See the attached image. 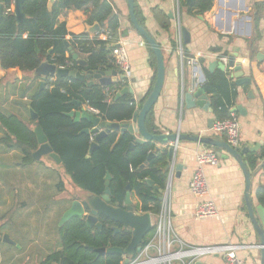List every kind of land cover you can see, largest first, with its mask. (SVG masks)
I'll return each mask as SVG.
<instances>
[{"label": "crops", "instance_id": "crops-1", "mask_svg": "<svg viewBox=\"0 0 264 264\" xmlns=\"http://www.w3.org/2000/svg\"><path fill=\"white\" fill-rule=\"evenodd\" d=\"M107 1L113 5L115 13L118 14L119 34L125 32L117 42L113 43V46L120 43L127 50L130 59L131 70L128 79L125 82L119 81L122 87L130 84L134 91L131 96L139 107L155 81L150 49L131 22L127 0ZM186 1L135 0L142 24L161 45L166 66L164 86L151 113V124L155 129L151 132L161 134L180 131L227 141L224 134L211 129L210 119H213V123L218 119L214 111H206L200 107L187 108L183 89L194 82L204 88L203 85L207 79L206 71H228V78L234 85L221 84L218 89L219 97L223 102L231 105V114L235 113L239 116L240 147H253L260 143V148L256 151L260 153L264 147V60L259 61L257 55L260 52L264 53V4L262 1L257 3L254 0H214L212 9L201 15L190 12ZM160 13L169 17L171 24L169 30L162 28L159 20ZM62 20L66 21L68 31L76 34L86 31L88 25L84 13L80 10L70 11ZM180 25L186 26L190 31V42L183 43ZM172 39H176L179 44L176 50L172 47ZM225 53H228V56L236 53V60L243 64L244 76L252 77L251 83L236 84L233 67L222 62L223 57L228 58ZM182 55L184 60L195 58L197 64L193 66L185 62L182 65ZM249 61L252 62V68L249 67ZM212 62L218 64L210 70ZM110 69L119 70L117 66ZM9 78L17 79L18 82L15 83ZM3 79H8L6 81L8 83H2ZM39 82L40 78L35 79L29 72H22L19 69L6 71L0 66V111L13 112L34 128L35 125L30 122L31 116L26 103L29 101L27 95L36 87H40ZM107 89L114 90L109 87H106ZM23 91L26 96H21ZM234 92H237L236 99L233 97ZM206 94L213 108L212 94L207 92ZM237 105L243 106L246 115L233 110ZM83 106H85L84 103ZM72 109L78 108L73 106ZM135 133L137 137H141L137 130ZM2 135L3 132L0 130V137ZM153 143L160 147L161 151L168 149L167 146ZM206 151L216 153L221 151L227 155V158L219 157L218 165L204 164L210 187V198L217 204L219 215L198 218L195 211L199 199L190 191L189 182L198 167V154ZM246 155L244 160L254 175L252 197L257 215V207L261 204L256 198V190L261 186L264 187V170L262 169L264 158L259 159L255 169H251ZM22 156L19 149H7L5 143L0 142V184L14 194L13 199L8 201L11 209L14 205V214L16 212L22 214L24 203L21 202L20 205L18 198L22 196V192H25V195L28 192L29 196L25 197V210L29 207L37 208V218H35L36 215L24 217V215L16 214L9 222L14 214L9 215L10 219H5L7 207H0V222L4 226L10 223L13 225L15 229L13 233L17 234L10 231L6 233L20 246L5 243L3 253L5 263L8 264H16L20 258L19 254L10 252L12 250L10 247L16 248L19 252L22 251V264H38L45 255L60 246L59 234H50L46 230V225L55 215H59L60 220L72 201L81 199L88 191L75 185L72 191H75L77 195L69 196L66 177L62 175L66 172L60 164L45 155L40 160L24 166L21 164ZM174 158L176 163L182 165L180 175L177 176L174 173L171 182L173 227L176 233L187 244L194 246L227 242L250 245L238 251L243 264H262L260 239L245 201L246 178L238 161L224 149L191 140L178 142ZM61 181L64 187L60 191L58 187ZM17 193L20 194L19 197ZM132 198L136 207L139 208L142 202L135 192H132ZM2 260L3 257L0 255V264ZM199 260L206 264H224L223 258L219 255H207Z\"/></svg>", "mask_w": 264, "mask_h": 264}, {"label": "trees", "instance_id": "trees-1", "mask_svg": "<svg viewBox=\"0 0 264 264\" xmlns=\"http://www.w3.org/2000/svg\"><path fill=\"white\" fill-rule=\"evenodd\" d=\"M15 0H1L4 5V16L0 20V66L3 70L19 69L29 72L36 69L42 61L48 60L57 65L64 64L72 56L65 44L70 43L75 53L86 60L92 70L116 67L112 55L113 43L125 32L119 34L120 22L114 7L107 0H55L50 6V0H25L23 4L25 18L18 23L14 11L6 12ZM263 2V3H262ZM257 2L264 4V1ZM214 0H194L189 11L203 15L212 9ZM72 10H80L86 17L88 25L99 23L101 29L96 32L71 33L66 21L62 20ZM137 17L142 24V18L136 6ZM160 24L163 29H170L169 17L160 13ZM143 25V24H142ZM173 49H177L176 39L171 40ZM152 66L156 76V57L147 43ZM228 56V53H225ZM73 68L83 69L75 60ZM204 90L212 94L213 111L218 119L230 117V107L219 97V86L229 85L228 71H206ZM154 76V80H155ZM35 79H38L35 77ZM234 85V84H232ZM122 84L110 86L116 92L122 89ZM235 87V86H234ZM152 89V88H151ZM23 91L21 96H26ZM27 110L32 107L39 115L38 119L30 120L31 124H40L48 136L49 143L62 159L60 164L70 176L76 187L97 195H101L106 187V175H111L110 189L114 202H124L127 186L131 185L141 200L137 208L142 212L157 213L161 207L160 193L146 179L155 181L164 189L167 182L169 165L168 149L158 151L147 161L149 154L155 150L151 141L136 143L130 149L133 136L129 132L111 131L99 140V146L89 155L92 136L82 133V129L90 123L81 119L76 122L65 112L72 110L70 102L81 100L84 104L98 110V116L105 121H132L138 107L131 94H124L118 100H106V87L99 84L87 89L86 81H80L67 76L48 78L43 89H36L27 95ZM234 99L237 92L233 93ZM144 100V99H143ZM142 100V101H143ZM151 113L146 123L150 131H154L151 124ZM0 130L3 135L0 142L5 143L7 149H19L23 156L21 164L24 166L35 162L32 154L38 148L36 134L20 116L13 112L0 111ZM250 168L255 169L260 158H264V147L260 153L250 152L247 155ZM264 170V164L262 166ZM61 181L59 190H63ZM258 202L264 206V187L256 190ZM103 228L91 229L79 218H73L58 227L60 246L45 255L38 264H123L124 255H98L90 250L94 248L118 246L127 247L131 241L130 229H113L115 223L105 217L100 219ZM4 225L0 229L2 233ZM0 241L2 239L0 237Z\"/></svg>", "mask_w": 264, "mask_h": 264}, {"label": "water", "instance_id": "water-1", "mask_svg": "<svg viewBox=\"0 0 264 264\" xmlns=\"http://www.w3.org/2000/svg\"><path fill=\"white\" fill-rule=\"evenodd\" d=\"M24 1L25 0L14 1V13L16 15L18 23H20L26 16L23 8ZM54 2L55 0H50V6L53 5ZM193 2L194 0L186 1L188 6H191ZM127 3L129 7L130 19L134 28L145 39L146 43L150 45L153 54L156 57V76L152 89L145 96L140 108H138L135 112L132 121H105L101 117L90 113L84 106L82 107L83 102L78 99H74L70 102L72 106H75L78 109H72L69 112H65V114L73 118L76 122L80 121L81 119H85L90 123L89 127H85L81 131L82 133H86L94 137L90 145L89 155H91L93 150L99 146V140L111 131H118L120 133L129 132L131 133L134 139L133 142L130 143V149H132L136 143H144L147 141L157 142L160 145L167 146L169 159V165L167 167V170H169L171 167H174V173L177 176L180 175V170L182 169V165L176 163L174 158L175 149L179 141L191 140L195 142L209 144L217 147L218 149L226 150L238 161L244 172L246 178V206L251 221L260 239L261 263L264 264V206L260 205L257 207V216L256 210L254 209L252 197V185L254 175L250 172L248 165L244 160V155L248 154L249 152H256L260 148V143H257L253 147H233L223 139L181 133L180 131H176L174 133L156 134L152 133L149 130L146 120L149 113L153 110L155 103L158 101V98L162 92L165 82L166 66L164 54L162 52L161 45L157 41L156 37H154L146 29V27L140 23L136 14L135 0H127ZM4 13V5L0 0V20L4 16ZM100 29L101 25L99 23H94L92 25H87L86 32H96ZM180 32L183 43L190 42L191 35L190 31L186 28V26L180 25ZM65 44L68 47L72 59L79 63L83 67V69L81 70L78 68H58L57 64L50 63L48 60H44L36 69L29 71V74L32 77L40 78V89H43L46 86L48 78L56 76H67L80 81H86L88 90L95 84H99L103 87H110L119 84V80H121L122 82L127 81L128 75L122 73L121 70L118 69L100 68L98 70H92L88 62L79 57L77 53H75L68 41H65ZM114 46H120V43H116ZM236 57V53H232L228 56V64L234 69L233 77L236 78V84L243 85L244 83H251L252 77L244 76L243 64L238 62L236 60ZM257 59L259 61H263L264 53H258ZM217 64L218 63L216 62L210 63V70L216 67ZM249 67L252 68L251 61H249ZM133 92L134 91L130 84H127L126 86L122 87V89L116 92L114 99L118 100L122 95L132 94ZM183 96L187 108L200 107L206 111H213V108L211 107V102L209 101L204 88L199 85H196L195 82L191 86L184 87ZM233 110L235 112H239L240 114L246 115V111H244L242 105H237ZM29 112L32 120L38 119L39 115L32 107L29 108ZM209 122L211 123L210 126L212 127L213 119H210ZM135 130L138 131L141 137L136 136ZM33 131L36 134L37 141L39 144L38 148L32 154L33 158L35 160H40L43 156L48 155L57 164H61L62 159L56 152L53 151V148L49 143L48 136L44 132L42 126L40 124H36V126L33 128ZM160 150V147L155 146V150L149 154L147 161L153 158ZM217 155L220 158H227V155L223 154L221 151H218ZM106 179V187L101 195L88 192L84 194L81 199H74L72 201L71 206L63 213L59 221V226H62L64 223L73 218H79L83 219L85 224L89 228L102 229L103 223L98 220L99 215H103L111 221L119 223L123 229H130L132 232L131 241L129 242L127 247L123 248L118 246H108L94 248L92 246H88V248L97 252L98 255H124L123 264H129L131 258H133L136 254L142 251V246L145 242V239L152 230V214L149 211L141 212L137 209L132 198L131 185L127 186V193L124 202H114L112 199V191L110 189L111 175L109 172L106 175ZM146 182L149 185L154 186L155 189H158L160 193L159 199L162 200L163 189L160 188L157 184H155V181L150 178L146 179ZM2 225L3 223L0 222V229ZM114 230L118 232L120 231V227H114ZM0 237L3 242L14 244L20 247L16 243V241H14L10 237L8 233L0 234ZM195 264L206 263L201 260H198Z\"/></svg>", "mask_w": 264, "mask_h": 264}, {"label": "built area", "instance_id": "built-area-1", "mask_svg": "<svg viewBox=\"0 0 264 264\" xmlns=\"http://www.w3.org/2000/svg\"><path fill=\"white\" fill-rule=\"evenodd\" d=\"M264 1V0H254ZM14 11V3L6 12ZM181 41V39H180ZM112 55L116 66L122 73L129 75L131 66L127 50L123 46H113ZM185 62L189 65H196L195 58L184 60L182 55V65ZM223 64L228 63V58H222ZM75 62L67 59L64 64L57 65L58 68H73ZM54 77H51V79ZM115 95V91L106 90V100L110 102ZM90 113L98 116V110L85 104ZM211 129L225 135L227 142L233 147H240L241 143V122L239 116L232 113L225 119H217ZM94 139V137L92 136ZM92 139V140H93ZM219 156L215 151H206L198 154V167L193 173L189 188L199 199L196 206L195 215L198 218L215 217L219 215V209L213 199L210 198L209 182L204 171V164L210 163L218 165ZM174 167L168 170L166 186L163 189L161 207L157 213L152 214V230L147 235L142 246V251L131 258L129 264H195L203 256L219 255L223 258L224 264H243L238 251L250 245L239 243H221L211 245H189L174 230L171 182L174 176Z\"/></svg>", "mask_w": 264, "mask_h": 264}, {"label": "rangeland", "instance_id": "rangeland-1", "mask_svg": "<svg viewBox=\"0 0 264 264\" xmlns=\"http://www.w3.org/2000/svg\"><path fill=\"white\" fill-rule=\"evenodd\" d=\"M10 79V78H9ZM8 80V79H7ZM7 80H2V83H5V84H7L8 82H6ZM10 80H14V79H10ZM14 82L15 83H17L18 82V80L17 79H15L14 80ZM14 83V84H15ZM48 159V158H47ZM63 176L65 175V181H66V185H67V192L69 193V196H70V194L71 195H73V197H75L77 194H76V192L75 191H72V189H73V187L75 186V184H73V181H72V179L69 177V175H67V173L66 174H62ZM4 179H5V177H3ZM3 183V185H5L4 184V182H2ZM67 193V194H68ZM18 195V197L20 196V194L19 193H17ZM13 193L12 192H9V191H7V189H5L3 186H2V184H0V207H7V210L8 211H6L7 212V216L5 217V219H7V218H9V215H13L14 213V211H13V209H14V205H12V209H11V207L9 206V203H8V201H9V199H13ZM29 196V193L28 192H26V195H25V192H22V196H20L19 198H18V201H19V203H20V205H21V202H23L22 204V214H20V213H15L14 215H13V217H11V219L9 220V222H11V220L14 218V216L16 215V214H18V215H24V217H28V216H31V215H33V216H35V218H37V208H33V207H29V208H27L26 210H25V206H26V200H25V197L26 196ZM15 199V198H14ZM10 207V208H9ZM18 208H20V206H18ZM9 213H12V214H9ZM40 216V215H39ZM50 219V218H49ZM59 220V215H55L54 217H53V219L51 220V222L50 223H48L47 225H46V230H48L49 231V233L50 234H56V233H58V230H57V221ZM6 221V220H5ZM8 222V221H7ZM35 228H36V225H35ZM29 229H30V227H29ZM14 230L15 229H13V225L10 223V225H6V226H4L3 227V229H2V233H6V232H8V231H10L11 233H13L14 232ZM22 230V229H21ZM37 230V229H36ZM20 232H22V231H20ZM43 233H45V231H43ZM13 234H15V233H13ZM17 234V233H16ZM15 234V235H16ZM27 236V235H26ZM21 240H22V237L20 238ZM5 243L6 242H1L0 241V255H1V257H3V260H2V262H1V264H8V263H5V259H4V257H5V255H4V253H3V249H5V247H4V245H5ZM9 247V246H8ZM12 250H10V252L11 253H14V254H19V260L16 262V264H22V251L21 252H19L16 248H13V247H10ZM22 250V249H21Z\"/></svg>", "mask_w": 264, "mask_h": 264}, {"label": "flooded vegetation", "instance_id": "flooded-vegetation-1", "mask_svg": "<svg viewBox=\"0 0 264 264\" xmlns=\"http://www.w3.org/2000/svg\"><path fill=\"white\" fill-rule=\"evenodd\" d=\"M102 217H105V216H103V215H99L98 216V220L102 223V221L100 220ZM106 219H108L107 217H105ZM81 220H83V219H81ZM109 221H111L110 219H108ZM60 221V220H59ZM59 221L57 222V230H58V227H59ZM84 221V220H83ZM111 222H113V223H115L116 225H114L113 226V229H114V227H120V229H122V226L119 224V223H116V222H114V221H111ZM65 224V223H64ZM63 224V225H64ZM91 229H98V228H91ZM101 230V229H100ZM119 232V231H118ZM94 251V250H93Z\"/></svg>", "mask_w": 264, "mask_h": 264}]
</instances>
